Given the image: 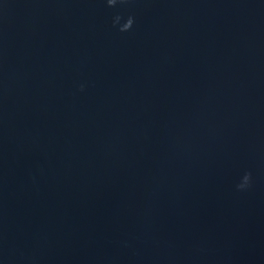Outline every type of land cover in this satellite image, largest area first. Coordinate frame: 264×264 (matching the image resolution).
Listing matches in <instances>:
<instances>
[{
  "label": "water",
  "instance_id": "95a60500",
  "mask_svg": "<svg viewBox=\"0 0 264 264\" xmlns=\"http://www.w3.org/2000/svg\"><path fill=\"white\" fill-rule=\"evenodd\" d=\"M0 264H264V0H0Z\"/></svg>",
  "mask_w": 264,
  "mask_h": 264
},
{
  "label": "clouds",
  "instance_id": "9594fccd",
  "mask_svg": "<svg viewBox=\"0 0 264 264\" xmlns=\"http://www.w3.org/2000/svg\"><path fill=\"white\" fill-rule=\"evenodd\" d=\"M126 2H127V0H106V4L110 8L114 7L117 3L123 4ZM119 20H120V17H116L114 19V22H113L114 26H115V24H117L119 22ZM133 22H134L133 18L129 17L127 19V21L119 28V31H121V32L129 31L133 25ZM81 90H83V89L81 88ZM248 180H249V174H245V176L243 177V182L241 184L237 185V188L243 189L245 187V185L247 184Z\"/></svg>",
  "mask_w": 264,
  "mask_h": 264
}]
</instances>
